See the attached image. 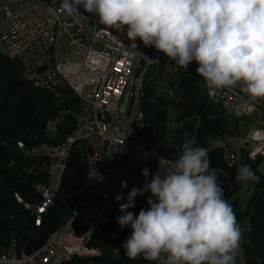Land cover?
I'll return each mask as SVG.
<instances>
[{"label":"built area","instance_id":"2783aa9c","mask_svg":"<svg viewBox=\"0 0 264 264\" xmlns=\"http://www.w3.org/2000/svg\"><path fill=\"white\" fill-rule=\"evenodd\" d=\"M77 7L79 14H68L60 7V0H0V55L19 65L26 85L30 82L32 89L52 95L57 105L67 93L79 105L73 113L75 128L63 143L23 151L26 156L46 161L48 176L45 184L33 185L39 201L23 207L32 213L38 227L54 205L74 148L85 149L84 177L91 184L81 205L38 250L19 251L16 238L11 237L0 254V264H65L75 256L99 255L86 243L110 224L117 203L114 197L141 187L142 169L148 168L151 175L158 170V160L162 167L172 162L150 141L141 101L148 89L155 99L166 98L170 106L177 104L178 75L196 74L198 65L192 62L185 70L163 53L143 46L144 56L140 57L127 103V126L121 121L119 105L137 50L127 40L126 31L102 25L94 13ZM136 43L138 49L141 42ZM196 75L208 102L220 106L236 122L230 134L216 143L224 148V161L229 166L249 165L259 177L258 182L247 184L235 179V195L228 202L234 200L236 211L242 214L256 193L260 177H264V100L255 102L250 111L253 102L242 85L216 88ZM68 115V109L59 107L52 122H62ZM122 181H127V188L121 191ZM148 195L143 196L145 200ZM240 225L242 234L248 233V218L243 217ZM236 258L238 264L237 254Z\"/></svg>","mask_w":264,"mask_h":264},{"label":"clouds","instance_id":"9594fccd","mask_svg":"<svg viewBox=\"0 0 264 264\" xmlns=\"http://www.w3.org/2000/svg\"><path fill=\"white\" fill-rule=\"evenodd\" d=\"M77 6L100 24L126 31L136 50L139 40L185 70L195 62L196 74L210 86L242 85L253 102L250 111L264 100V0H60L68 14H79ZM194 144L186 139L178 158L163 167L158 160L154 174L142 169L144 183L127 193L126 202L119 203L122 194L114 197L122 213L118 225L131 229L121 245L128 259L237 264L241 228L210 167L208 149ZM236 179L259 181L249 165L237 169ZM146 193L147 208L128 211Z\"/></svg>","mask_w":264,"mask_h":264},{"label":"trees","instance_id":"16d2710c","mask_svg":"<svg viewBox=\"0 0 264 264\" xmlns=\"http://www.w3.org/2000/svg\"><path fill=\"white\" fill-rule=\"evenodd\" d=\"M146 91L141 110L150 131L149 139L160 154L173 162L180 155L186 139L194 140V146L206 147L210 167L217 170L224 198L227 201L233 198L237 169L244 164L227 165L223 158L224 148L216 143L230 134L236 122L220 106L208 102L202 81L194 73L178 75L176 91L180 101L172 106L166 98L155 99L152 91ZM59 101L57 105L58 100L47 92L29 89L21 80L19 65L0 55V254L11 237L16 238L19 251L32 253L38 250L81 205L91 188L84 177L85 149L74 148L54 205L42 216L38 227L34 226L32 213L16 200L15 194L23 204L37 203L39 195L33 190V185L45 184L48 178L46 161L26 156L23 151H30L46 141L48 127H54L56 138L63 141L75 128L73 113L79 109L78 100L67 93ZM59 107L68 109L70 115L55 124L50 119ZM170 107L178 110L174 121L184 124L172 140L167 139L165 124ZM9 139L21 143L22 149L17 150ZM251 169L254 172L253 167ZM127 193L119 203L126 202ZM119 203L113 207L110 224L96 231L86 243L88 248L97 249L99 255L75 256L65 264H154L142 257L131 260L124 255L121 245L131 229L121 228L117 223L116 218L122 215L118 211ZM230 204L240 228L243 217L249 220V231L241 237L245 264H264V177H260L256 193L244 213L236 211L234 200ZM135 205L128 211L138 214L140 209L147 208L143 196L136 198Z\"/></svg>","mask_w":264,"mask_h":264},{"label":"water","instance_id":"95a60500","mask_svg":"<svg viewBox=\"0 0 264 264\" xmlns=\"http://www.w3.org/2000/svg\"><path fill=\"white\" fill-rule=\"evenodd\" d=\"M144 52V47H143V44L140 43L139 46H138V49H137V55L136 57L134 58L133 60V64H132V69H131V74H130V78L126 84V87H125V90L123 92V96H122V101L119 105V114H120V118H121V121L127 125H128V118H127V103H128V100H129V97H130V94H131V90H132V87H133V80L137 74V71L139 69V65H140V57L141 55L140 54H143ZM140 53V54H139ZM27 87L29 89L32 88V84L30 82L27 83ZM59 94L61 96H64V91L63 90H59ZM130 131L132 132V128H130ZM133 138L137 139L136 136L133 134ZM9 141L14 144L18 149H22V144L13 140V139H9ZM207 145H209L208 142H206ZM140 152L142 154H144V148L143 147H140ZM233 157V156H232ZM16 196V200L18 202V204L20 206H23V200L17 195L15 194ZM237 257H238V264H245V258H244V255H243V252H242V249L239 245L238 249H237Z\"/></svg>","mask_w":264,"mask_h":264},{"label":"rangeland","instance_id":"374dc122","mask_svg":"<svg viewBox=\"0 0 264 264\" xmlns=\"http://www.w3.org/2000/svg\"><path fill=\"white\" fill-rule=\"evenodd\" d=\"M213 107H215V106L213 105ZM177 113H178V110L176 109V107H170L168 109V112L166 115V123L165 124H166V130H167V139H169V140H172L173 135L175 136V134L178 132V130L180 128H182L184 125L183 123L177 124L174 121L176 116H177ZM50 121H53L52 118L50 119ZM55 134H56V130L54 129V127H48L47 128V140L44 141L43 143H41L40 146L51 147V146L63 143V140L56 138ZM223 143H226V142H223ZM232 145H233V143H232Z\"/></svg>","mask_w":264,"mask_h":264},{"label":"bare ground","instance_id":"6f19581e","mask_svg":"<svg viewBox=\"0 0 264 264\" xmlns=\"http://www.w3.org/2000/svg\"><path fill=\"white\" fill-rule=\"evenodd\" d=\"M17 150H19V149L17 148Z\"/></svg>","mask_w":264,"mask_h":264}]
</instances>
